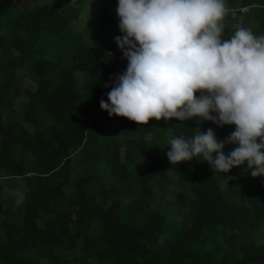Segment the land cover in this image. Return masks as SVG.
Listing matches in <instances>:
<instances>
[{
  "label": "trees",
  "instance_id": "obj_1",
  "mask_svg": "<svg viewBox=\"0 0 264 264\" xmlns=\"http://www.w3.org/2000/svg\"><path fill=\"white\" fill-rule=\"evenodd\" d=\"M116 7L0 0V264H264V177L246 163L225 174L202 160L172 166L159 145L197 127L223 141L234 125L141 126L101 110L127 68ZM227 7L225 38L241 25L264 34V0ZM88 8L101 13L77 33Z\"/></svg>",
  "mask_w": 264,
  "mask_h": 264
},
{
  "label": "clouds",
  "instance_id": "obj_2",
  "mask_svg": "<svg viewBox=\"0 0 264 264\" xmlns=\"http://www.w3.org/2000/svg\"><path fill=\"white\" fill-rule=\"evenodd\" d=\"M116 13L127 68L101 110L141 126L150 119L234 125L223 141L211 128L173 135L168 161L202 160L215 174L246 163L253 178L264 177V34L241 25L225 38L227 0H117ZM226 145L235 147L226 153Z\"/></svg>",
  "mask_w": 264,
  "mask_h": 264
},
{
  "label": "rangeland",
  "instance_id": "obj_3",
  "mask_svg": "<svg viewBox=\"0 0 264 264\" xmlns=\"http://www.w3.org/2000/svg\"><path fill=\"white\" fill-rule=\"evenodd\" d=\"M23 0H19V2H21ZM100 9L99 8H88L86 9L83 14L79 17L78 20L74 21L72 24V29L77 32V33H82V34H87L90 32L92 24L97 20L98 16L100 15ZM105 34H110L111 36H115L116 32H112L108 29H103ZM27 100V97L23 94L21 97V104L19 106H17V108L19 110H21V105L22 103H24V101ZM171 121V120H169ZM174 134L169 131L166 133V138H162V140L159 141V145L162 147L163 150H165L166 152L169 150L167 147L169 146V140L170 138L173 136ZM176 180V175L172 172L169 173V177L165 182V186L166 189H168L169 192L164 193L162 196L166 199V200H172V196H171V189L173 187V182ZM10 194V193H9ZM9 194H5L2 197V202L3 203H9L11 195ZM175 213V210L173 208L169 209V214L170 216H173V214Z\"/></svg>",
  "mask_w": 264,
  "mask_h": 264
}]
</instances>
